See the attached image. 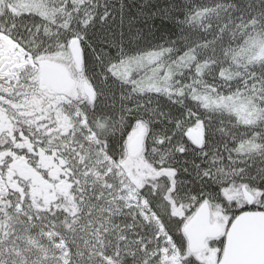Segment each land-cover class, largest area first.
I'll return each instance as SVG.
<instances>
[{"label": "rangeland", "instance_id": "374dc122", "mask_svg": "<svg viewBox=\"0 0 264 264\" xmlns=\"http://www.w3.org/2000/svg\"><path fill=\"white\" fill-rule=\"evenodd\" d=\"M91 5L95 6V3H86V0H0V31L11 36L29 51L34 62L43 59L57 61L66 68L72 78L69 90L56 97L68 99L70 105L69 138L64 141L69 149L64 161L70 175L73 174V177L69 178L75 184L79 181H98L100 187L104 188L99 191V195L107 197L108 201L118 198L128 205L137 206L143 218L153 220L161 236V264H167L163 261V254L174 252L178 253L180 264H191L192 261H199V264L217 263L222 255L225 232L234 216L243 210L264 211V192L261 189L264 185L261 172V169L264 171V164L260 165V171L256 172L254 169L259 168V165L255 166V162L253 163V157H264V71L254 70L250 65L251 59L264 58V37L252 44L250 60L233 59L230 55L200 53L194 69L172 75L163 69L155 72L136 65L133 69L125 64L129 63L128 59H122L118 64L107 63L108 72L105 71V76L104 72H93L84 64V33L80 31V26ZM72 37H76L80 45V68L76 67L68 48ZM171 59L175 60V57ZM203 65L206 67L199 70ZM37 79V68L26 67L18 73L16 79L0 82L9 98L23 104L22 111L25 113L16 116L19 120L31 121L29 111L36 93L34 88L37 86ZM108 80L129 86L131 90H136L140 97L154 93L170 99L177 105L187 104L191 107L185 109V118L193 121L190 128L202 130L203 140L199 146L207 147L205 150L208 152L210 149L213 154L212 168L200 169L202 174H206L211 180L201 186L211 190L206 193L210 218L220 224V236L207 238L197 246L189 244L182 227L200 202L195 203V197L184 196L182 188L176 183V169L169 165L171 161L167 162L163 158L161 161L155 153L162 152L160 145L163 137L150 134L149 119L142 113L143 104L131 107L139 114L125 136L124 151L119 159H114L106 151V143L98 137L94 129L92 130L88 115L86 123H81L82 113L91 112L94 102L98 103L103 99L102 92ZM83 82H87L92 89L93 97L88 98L84 94ZM125 110L129 108L125 107ZM112 111L115 121L119 112L115 114V111ZM11 115L14 116V112L11 111ZM212 125L218 126V137L209 136ZM137 133H142V137L137 148L132 149L131 144ZM211 136L212 141L209 138ZM188 141L191 142L189 138ZM232 142L241 144L248 150L238 162L247 163L243 170L247 174L245 187L253 195L251 201L244 199L241 181L236 176L238 173H234L235 170L231 168ZM161 154L167 155L164 150ZM61 172L55 171L52 175H46L41 182L0 169V175L7 187L6 194L0 195V199L11 195L14 211L25 215L29 220H35L41 211L34 209L33 205L36 202V206H43L44 203L56 199L55 184L59 181ZM4 175H7V179ZM17 186L20 187L19 191L15 190ZM145 196L152 198L160 208L173 235ZM106 202L95 206L98 211L104 209L109 215L112 213V205ZM165 203L168 211L163 208ZM1 221L0 248L4 251L14 249L19 241L34 244L44 251L32 237L30 230L15 234L11 244L2 242L4 234L9 230L7 224ZM45 224V234L56 238L55 244L60 249V257L64 262L67 261L68 246L61 234L54 229L55 221L50 220ZM79 229L86 236L92 231L97 235L100 224H95L87 216ZM86 242H89V238ZM106 260L114 263L111 258ZM25 263L8 259L0 253V264Z\"/></svg>", "mask_w": 264, "mask_h": 264}, {"label": "trees", "instance_id": "16d2710c", "mask_svg": "<svg viewBox=\"0 0 264 264\" xmlns=\"http://www.w3.org/2000/svg\"><path fill=\"white\" fill-rule=\"evenodd\" d=\"M86 3H95V6H90L80 26L84 33V64L93 72H104L105 76L106 64H118L122 59H128L129 63L125 64L133 69L134 65L155 72L163 69L172 75L194 69L200 53L250 60L252 44L264 37V0H86ZM250 65L254 70L264 71V58H253ZM204 67L206 65L198 69ZM105 84L103 99L95 101L87 114L91 127L104 139L110 156L119 159L123 154L125 136L139 114L131 107L143 104L142 113L149 119L150 134L163 137L162 152L155 153L161 161L162 158L173 161L169 165L176 169L177 186L182 188L186 198L195 197V203L207 200L206 193L211 190L201 184L211 178L200 169L212 168L214 159L210 149L207 152V147L188 141L186 132L193 121L186 120L184 111L191 107L177 105L154 93L140 97L136 90L112 80ZM112 110L115 114L119 112L115 121ZM217 130L218 126L212 125L209 136L218 137ZM209 138L212 141V136ZM230 145L233 149L231 168L238 173L240 186H246L247 174L243 167L247 163L238 160L248 150L235 142ZM163 150L166 156L161 154ZM254 162L255 166L259 165L254 170L259 172L264 157L255 156ZM261 172L264 180L262 169ZM69 177L73 174L69 173ZM65 178L62 175L55 184V200L45 201L43 206H36L35 202L33 208L41 211L35 220L14 211L11 195L0 199V220L9 230L2 242L11 244L15 234L30 230L44 248L43 251L34 244L19 241L14 249L0 248L2 256L25 264H111L106 258H111L113 264H161V236L153 220L143 218L137 206L118 198L108 201L107 197L99 195L104 188L98 181L75 184ZM19 189L15 187L16 191ZM261 189L264 192V185ZM145 197L169 230L160 208L152 198ZM103 202L112 205L111 214L96 209ZM163 208L169 210L166 203ZM87 216L100 224L97 235L92 231L86 236L79 229ZM50 220L55 221L54 229L68 246L69 256L65 262L55 244L56 238L45 234L44 224ZM169 232L173 235L171 230ZM191 264L199 263L192 261Z\"/></svg>", "mask_w": 264, "mask_h": 264}, {"label": "flooded vegetation", "instance_id": "af4514ba", "mask_svg": "<svg viewBox=\"0 0 264 264\" xmlns=\"http://www.w3.org/2000/svg\"><path fill=\"white\" fill-rule=\"evenodd\" d=\"M0 79L1 83H5L3 78ZM22 84L24 86V83ZM27 87L28 85L25 86ZM34 89L36 93L29 111L31 121L26 122L16 117L25 113L22 111L23 104H18L9 98L0 84V169L41 182L44 176L52 175L55 171H62L59 175L60 179L63 175L66 180H69L70 170L64 161L69 149L64 141L69 138L70 105L68 99L56 98L67 90L58 93L49 86L40 84L39 72L37 86ZM83 92L88 98L93 94L92 89L89 93H85L83 88ZM11 111L14 112V116L11 115ZM87 115L85 111L82 113L81 123H86ZM18 168L30 171V175L20 174ZM4 177L7 179V175ZM186 238L191 246H197L187 236Z\"/></svg>", "mask_w": 264, "mask_h": 264}, {"label": "water", "instance_id": "95a60500", "mask_svg": "<svg viewBox=\"0 0 264 264\" xmlns=\"http://www.w3.org/2000/svg\"><path fill=\"white\" fill-rule=\"evenodd\" d=\"M68 48L77 68L81 67L82 54L78 39L72 37L68 42ZM39 72L40 84H45L55 92L62 93L70 88L72 80L66 68L59 62L43 59L35 62ZM85 93L91 89L85 82ZM142 133H137L132 143L136 149ZM190 141L199 146L203 140L200 128H190L187 131ZM26 166V163H25ZM20 174L30 175V171L18 168ZM245 200L251 201L253 195L245 186L241 187ZM184 233L195 245L207 238L217 237L222 233L220 224L210 220V208L207 201L201 202L192 216L183 226ZM211 264H264V211L243 210L239 212L229 224L224 238L223 251L220 260Z\"/></svg>", "mask_w": 264, "mask_h": 264}, {"label": "bare ground", "instance_id": "6f19581e", "mask_svg": "<svg viewBox=\"0 0 264 264\" xmlns=\"http://www.w3.org/2000/svg\"><path fill=\"white\" fill-rule=\"evenodd\" d=\"M26 67L37 68L29 51L8 34L0 31V78L5 82L14 80L18 73ZM7 187L0 175V195H5ZM163 261L167 264H180L178 253L163 254Z\"/></svg>", "mask_w": 264, "mask_h": 264}]
</instances>
